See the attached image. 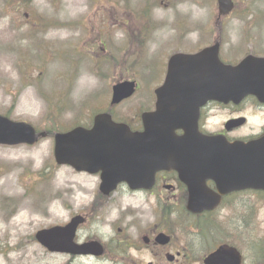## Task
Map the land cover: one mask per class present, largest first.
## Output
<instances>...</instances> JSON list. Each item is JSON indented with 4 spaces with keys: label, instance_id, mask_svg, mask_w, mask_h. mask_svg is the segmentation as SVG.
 Segmentation results:
<instances>
[{
    "label": "rangeland",
    "instance_id": "374dc122",
    "mask_svg": "<svg viewBox=\"0 0 264 264\" xmlns=\"http://www.w3.org/2000/svg\"><path fill=\"white\" fill-rule=\"evenodd\" d=\"M232 1L233 10L220 16L216 0H0V114L38 129L71 125L104 103L111 84L134 78L135 94L114 108L119 119L134 123L141 108L152 105L149 96L171 53L215 41L226 61L264 52V0ZM100 37L110 44L104 53ZM221 114L210 120L212 128ZM98 192L94 175L55 164L51 136L33 145H0V264H202L212 243L225 241L240 250L243 264H264L263 195L227 201L216 215L217 230L203 239L194 231L195 218L183 213L185 203L165 202L162 212L126 191L109 201ZM84 214L76 243L101 242L97 221L113 229L102 258L69 261L35 237ZM155 226L173 242L145 248L140 237ZM177 253L173 262L166 259Z\"/></svg>",
    "mask_w": 264,
    "mask_h": 264
},
{
    "label": "water",
    "instance_id": "95a60500",
    "mask_svg": "<svg viewBox=\"0 0 264 264\" xmlns=\"http://www.w3.org/2000/svg\"><path fill=\"white\" fill-rule=\"evenodd\" d=\"M217 5L219 15L234 7L232 0H217ZM219 48L215 42L193 54L170 56L164 83L154 91L155 110L141 114L144 131L132 132L109 114H97L90 129L77 126L54 134L55 161L77 171L102 169L100 191L104 194L121 182L132 189L146 188L157 170L175 169L188 188L186 209L194 214L214 209L221 194L264 190V135L231 142L222 135L198 131L199 108L208 101L238 103L252 94L264 102V57L249 54L229 64L221 61ZM135 89L134 80L115 83L111 103L130 97ZM176 128L184 129V134L176 136ZM46 135L27 122L0 115L1 145H32ZM208 180L217 192L208 188ZM82 221L76 215L64 226L39 230L35 237L52 252L101 255L103 246L98 241H74ZM156 241L167 244L170 236L160 233ZM166 258L173 261L174 256L167 254ZM203 264H242V256L235 247L221 244L203 258Z\"/></svg>",
    "mask_w": 264,
    "mask_h": 264
},
{
    "label": "flooded vegetation",
    "instance_id": "af4514ba",
    "mask_svg": "<svg viewBox=\"0 0 264 264\" xmlns=\"http://www.w3.org/2000/svg\"><path fill=\"white\" fill-rule=\"evenodd\" d=\"M24 17L27 18L28 13L24 12ZM127 36V32H126ZM99 41L101 43L100 49L102 50V53H104L108 47L110 48V44L107 40H103L102 37L99 38ZM144 41H148V38L143 39ZM142 42V43H143ZM109 44V45H108ZM210 45V44H209ZM206 45V46H209ZM200 49V48H199ZM199 49H196L195 51H176V52H186V53H194L197 52ZM260 53H254L258 56L264 57V52L258 51ZM172 54V53H171ZM170 54V55H171ZM169 55V56H170ZM168 56V57H169ZM167 57V59H168ZM165 73L167 69V60L165 62ZM165 73L164 76L162 77L161 81L157 86L154 88L156 89L157 87L161 86L164 83V78H165ZM134 79V78H133ZM137 81V89L139 88V82ZM113 85V84H112ZM111 85V86H112ZM110 86V88H111ZM151 97V106H146L144 108H141L140 112H151L155 110V102H156V96L154 94V89L153 93L150 94L149 98ZM118 106L117 104L113 105L111 104V91H110V96L106 97L104 103L101 106L91 108L87 110V113L85 114L84 117L80 118L79 121H77V125L85 128V129H90L93 125L94 121V116L97 114H102L106 113L111 116V118L114 121L117 122H123L121 119H119L115 112L114 108ZM261 106H264V103L261 102L256 96L254 95H248L242 100H240L238 103H219L215 101H209L206 102L204 105H202L199 108V114L197 118V125H198V131L204 135H222L224 136L228 141H234V140H241V141H250L254 139H258L262 137L263 135L256 137V136H249L247 132L245 131V128L248 124V116L245 113L246 109L248 107H255V108H260ZM227 109L229 112V119L227 122L220 123L219 127L212 128L210 125V120L212 119L213 116H215L218 113H222L223 110ZM137 113V116L135 117L136 120L134 123L126 122V124L130 127V130L132 132H142L144 131L143 123L140 118L141 113ZM216 112L215 114H213ZM174 133L176 136H182L184 134V129L182 128H176L174 130ZM81 173H86L89 175H94L98 179V191H99V185L102 180V174L103 170L99 169L96 170V172H86L82 171ZM149 174L148 176H150ZM208 188L212 190L213 192H216V186L212 181H207L206 182ZM147 185H149L146 188H140V189H132L127 183L123 182L120 183L116 186L115 190L113 192H110L109 194H104L102 192H98L97 196L99 199L104 198L107 201L111 200L112 198H115V196L119 195H112L113 193L117 194L120 191L127 192L133 196H138L144 199L147 202H154L156 203L157 208L164 212L165 208V202H185L188 200V189L186 185L180 180L179 178V173L175 169H162V170H157L153 177L152 181L149 182ZM101 194V195H100ZM137 194V195H136ZM140 194V195H138ZM242 195H258V196H264V191L260 190H254V189H248V190H240V191H233L229 192L227 194H224L221 197L220 204L213 210L211 211H205L200 214H193L195 217H201V216H209V218H216V215H218L224 208H226L229 204H227V201H233L239 198ZM129 208H132L131 206ZM134 212L129 210L128 215H133ZM85 218V221L81 224L84 225V223L87 221L88 216H83ZM134 226L132 223L129 224V226ZM167 233L171 236V234L168 231L162 230L157 228L155 226L153 229L150 230V232H146L143 235H141L140 240H141V245L144 246L145 248L148 249H159L161 247H165L164 245H160L156 241V236L161 233ZM173 242V237L171 236V241L169 244ZM103 247V253L101 255L93 256V257H98L102 258L103 254L105 252V244L100 242ZM167 244V246L169 245ZM91 256V255H90ZM77 256H69V261H72L76 258Z\"/></svg>",
    "mask_w": 264,
    "mask_h": 264
},
{
    "label": "clouds",
    "instance_id": "9594fccd",
    "mask_svg": "<svg viewBox=\"0 0 264 264\" xmlns=\"http://www.w3.org/2000/svg\"><path fill=\"white\" fill-rule=\"evenodd\" d=\"M248 116V124L245 131L249 136L259 137L264 135V106L260 108L248 107L245 113ZM229 112L227 109L222 111L220 116L221 123L227 122L229 119ZM98 229L94 233L102 243H107L109 239L114 235L113 229L110 225H104L97 221ZM110 264V262H105Z\"/></svg>",
    "mask_w": 264,
    "mask_h": 264
},
{
    "label": "trees",
    "instance_id": "16d2710c",
    "mask_svg": "<svg viewBox=\"0 0 264 264\" xmlns=\"http://www.w3.org/2000/svg\"><path fill=\"white\" fill-rule=\"evenodd\" d=\"M27 61H29V60L27 59ZM57 107H58V105H57ZM4 114L6 116H9L7 113H4ZM48 131L51 132V130H49V129H48ZM182 204H184V203H182ZM166 213H167V216L171 214V213L169 214V211H166ZM183 213L186 214L184 209H183ZM187 216L190 218H194V216L191 217V215H187ZM189 223L190 222L183 223V227L188 226ZM193 228H194V231L196 228L199 235H201L202 238L205 239V237H207L211 232H213L214 230H217L218 227H216V224L213 221H211L210 219H208L207 217L206 218L205 217L204 218H196L195 217V219H193ZM212 244H213V246H215L214 243H212ZM260 252H261V258L264 259V248L260 247Z\"/></svg>",
    "mask_w": 264,
    "mask_h": 264
},
{
    "label": "bare ground",
    "instance_id": "6f19581e",
    "mask_svg": "<svg viewBox=\"0 0 264 264\" xmlns=\"http://www.w3.org/2000/svg\"><path fill=\"white\" fill-rule=\"evenodd\" d=\"M24 214L25 216H28L30 214L29 207L25 206Z\"/></svg>",
    "mask_w": 264,
    "mask_h": 264
}]
</instances>
